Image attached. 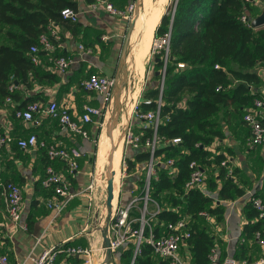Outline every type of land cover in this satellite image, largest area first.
<instances>
[{
  "label": "trees",
  "instance_id": "trees-1",
  "mask_svg": "<svg viewBox=\"0 0 264 264\" xmlns=\"http://www.w3.org/2000/svg\"><path fill=\"white\" fill-rule=\"evenodd\" d=\"M86 1L94 3L96 0ZM78 6V0H0V104L10 97L15 103V112L31 102L43 101L41 92L26 95L35 84L54 85L59 82V76L53 70V61L50 60L48 65L42 64L41 57H49V52L39 46L37 56L40 62L36 63L31 47L39 44L41 34L49 32L51 21L76 30L78 22L64 19L62 10H78ZM261 12L258 3L246 0H177L174 12L162 14L155 30L156 36L170 32L171 41L164 76L161 122L157 129L160 144L154 153L157 175L152 177L150 185V197L160 205L161 210L151 225L157 236H160L168 233L165 228L168 223L189 216L193 231L191 237L186 239L192 253L190 264H211L215 247L213 236L203 225L208 217L201 213L207 212L209 216L222 221L226 212L223 202L236 200L246 193L238 186L233 174H228L224 167H221L218 175L207 173L208 188L214 194H205L198 188L187 189L186 183L191 176L192 161L199 162L206 169L212 167L213 163L221 165L225 159L224 155H216L209 150L216 139L225 137L217 116L233 108L237 116L243 119L244 113L255 107L256 98H262L260 87L264 79L256 67L264 64V27H253L252 22L242 20L243 15L253 19ZM56 51L57 48L52 54L54 58L67 56L65 52ZM179 62L185 63V67L180 68ZM164 66L165 51L155 53L154 67L156 72L160 71L155 76L158 84L147 88L143 97L152 99V103L140 102L136 108L138 114L156 110ZM138 120L135 132H144L142 143L145 144L147 139L154 137L155 129L150 125L142 126L141 123L146 122L143 118ZM57 124L59 126L58 120ZM88 129L91 133L90 125ZM175 138L181 141L172 143ZM10 145L25 151L16 142ZM128 149L131 152L124 158L127 172L136 173L139 164L146 166L150 161L151 150L131 146ZM41 151L46 166L65 164L67 167L61 160L50 161L46 151ZM170 159L174 160L172 166L177 168L173 175L166 164ZM24 180V177H20L19 180L3 181L19 184ZM42 180H39L41 187ZM145 181L146 176L139 180L141 190ZM136 185L138 187L137 182ZM136 188H133L135 195ZM259 195L257 193L254 197ZM244 212L249 222L244 226L243 236L253 239L257 231L264 234V218L260 217L252 199L245 204ZM140 216L138 210L131 211V217ZM133 225L137 228L140 222H134ZM145 235H149V227ZM66 246L71 244L67 243ZM134 248V243L130 242L128 248L119 252L120 264H130L135 254ZM237 259L249 263L253 261L252 257L246 255ZM135 264L169 262L155 256L153 247L143 243L141 252L135 257Z\"/></svg>",
  "mask_w": 264,
  "mask_h": 264
},
{
  "label": "crops",
  "instance_id": "crops-1",
  "mask_svg": "<svg viewBox=\"0 0 264 264\" xmlns=\"http://www.w3.org/2000/svg\"><path fill=\"white\" fill-rule=\"evenodd\" d=\"M108 1L117 9L123 10L134 0ZM78 2L79 27L73 31L63 24L58 25L61 41L57 44V51L65 52L71 57L73 60L71 67L64 73H57L58 83L54 85L35 84L31 91L26 92V95L41 92L43 104H48L49 101L55 99L62 109H69L77 119H80L85 106H102V96L94 91L86 90L83 87V81L94 72L115 77L119 75L131 22L121 15L111 14L104 5L93 7L94 3H88L86 0H78ZM261 8L263 9L262 6ZM80 45H83L85 49H80ZM41 60L42 64L48 65L50 57L42 56ZM256 70L264 79V64H259ZM130 77L127 83L129 90L131 88ZM260 92L264 99V84L260 87ZM129 96L127 102L131 106V101L136 95L133 98ZM226 114V122H221L225 137L216 139L209 146L213 154L225 156L223 162L225 161L226 165L216 166L213 163L212 167H206V170L208 174L218 175L221 167L226 168L227 171H231L238 186L246 193L236 200L223 202L226 205V212L222 221L209 216L206 219L208 223L204 221L203 225L214 238V248L220 262L228 257L237 259L243 255L252 257L254 262L258 260L259 250L262 251L260 255H264V244L256 237L258 231L253 239H246L243 236L244 226L249 222L244 208L248 200L263 196L264 146H249L250 130L244 120L241 119L238 122V116L233 108L229 109ZM37 118L38 124L24 125L15 118L14 105L6 102L0 104L1 132L12 134L15 137H27L31 133H36L42 140L59 143L68 148L76 147L83 152L80 169L75 177L71 176L65 164H58L57 167L54 165V167L69 179L72 190L84 189L90 181L94 140L90 137L85 138L62 131L57 120L51 116L41 114L37 115ZM141 124L143 126L146 122ZM92 132L91 129L90 136ZM42 155L44 156L41 150L21 151L16 146L10 145L3 150L0 157V178L2 180H19L20 177L25 179L22 183H18L23 189L24 196V213L21 222L27 225V229L21 228L9 234L6 200L3 190H0V234L3 236L0 237V250L1 254L2 252L7 253L13 262L33 264L31 257L38 256L44 249L64 242L65 245L70 243L71 246H86L82 241L86 239L89 219L96 208L91 211L88 207V196L85 192L71 200L59 214L48 208L46 198L51 193H48L39 183V180L44 178L47 167L42 160L44 158ZM136 182L137 179L129 182L131 192L135 191L133 188L137 187ZM257 193L260 195L254 197ZM262 237L264 238L263 233ZM181 254L192 257L187 243L182 246ZM70 257L60 253L55 264H83L82 257L75 256L82 258L79 260Z\"/></svg>",
  "mask_w": 264,
  "mask_h": 264
},
{
  "label": "built area",
  "instance_id": "built-area-1",
  "mask_svg": "<svg viewBox=\"0 0 264 264\" xmlns=\"http://www.w3.org/2000/svg\"><path fill=\"white\" fill-rule=\"evenodd\" d=\"M258 3L260 0H246ZM97 5H104L106 10L114 15H121L127 18L130 22L133 18L136 2H131L126 9L119 10L108 0H96L93 7ZM62 16L64 19H68L72 22H77L79 19V13L73 8H65L62 10ZM242 20L251 23L252 19H249L247 15L242 16ZM47 33L41 34L39 38V44L31 47V54L36 63L40 62V57L37 56L39 46L49 52L50 60L53 61V70L57 73L66 72L72 65L73 60L69 56H60L57 58L53 57V52L57 48V44L53 41H61V33L58 24L51 21L48 25ZM170 41L171 33H165L156 38L154 41V52L156 49L165 51V66L162 71V78L160 81V94L158 98V105L156 110L149 111L144 114H139L140 119H144L146 124L144 127L152 126L155 129L154 137L147 139L145 144L142 143L143 131L136 133L134 130L129 129L125 135L127 147L131 146L136 149L142 147L149 148L151 150V159L146 165V181L142 188V193L145 197L140 195L132 196L126 203H113L112 221L109 226V240L110 250L113 254V264H120L118 254L120 251L128 248L130 242L134 243V257L130 264H135V257L141 252L142 244L147 243L153 247V253L155 256L162 260H167L169 264H190L191 257H186L181 254V248L186 244V239L192 235V219L189 216H185L176 222H170L166 225L168 231L167 234L157 236L154 232V228L150 222L144 220L140 222L139 217H131V211L137 209V204L140 200L144 199V205L140 211H144L145 214L149 210V203H155L156 211L152 213L156 216L161 210L160 205L150 197V185L153 176L157 175L156 162L154 159V153L157 146L160 144V139L157 136V129L161 122L160 113L162 106V97L164 90V76L166 72L167 61L170 52ZM80 49H85L83 45H80ZM157 53V52H155ZM180 68L185 67V63L179 62ZM218 67V65H217ZM83 87L86 90L94 91L102 96V106H85L83 114L80 119H77L69 109H62L59 103L53 99L48 104H43L40 101H34L29 103L26 107L16 109L14 112L15 118L20 120L24 125L38 124L37 115H47L55 118L59 122V127L64 132L70 134L80 135L85 138L90 137L88 125L94 123L95 118H99L103 111L108 110L110 102L116 93V87L118 80L115 76H107L100 73H92L88 78L83 81ZM13 88V86L11 87ZM8 104L15 105L12 99L8 97L5 101ZM144 102L151 104L152 99L141 98L136 102V108ZM254 108L247 110L244 114L243 120L250 130L249 146H264V99L256 98ZM180 138H175L171 142L179 143ZM16 142L17 145L25 151H46L47 157L50 161L61 160L66 163L67 168L71 176L75 177L80 169V161L83 157V152L76 147H66L62 144L55 142H48L42 140L36 133H31L27 137H15L12 134L0 132V154L2 150ZM174 160L170 159L166 163L170 168L169 173L175 174L177 171L176 167H173ZM222 165H226V162H222ZM192 169L191 176L186 183V188H198L205 194L211 195L214 192L210 191L207 183V170L203 165L197 161L190 163ZM124 172L127 171V164H123ZM97 166L94 170H91L89 176L90 181L87 186L79 191L72 190L69 179L56 170L53 164H49L46 167V173L42 180V186L51 191L46 198V205L59 214L67 206V204L77 198L79 195L85 194L88 196V207L92 210L96 207V191L98 188V173ZM231 174V171H228ZM0 188L3 190V194L6 200L7 214L9 217V234L16 232L19 229H27L26 224H22L23 210H24V196L23 189L19 184L14 182H5L0 178ZM134 192V190H132ZM255 207L260 212V217L264 218V181H263V196L253 198ZM201 215L209 217L207 212H202ZM134 222H140L139 227H134ZM149 227V235H145L146 228ZM257 239L264 244V238L262 237V231L256 233ZM103 240V239H102ZM103 243V242H102ZM100 245V248L93 246H66L65 242L49 248L44 249L38 256L31 257L33 264H55L57 257L60 253H66L73 256H80L83 258V264H106L105 249ZM100 252V258L95 259V251ZM0 264H24L20 261H12L7 253H0ZM211 264H250L245 260H240L232 257L225 258L224 261L220 262L217 255L216 249L213 248L211 255Z\"/></svg>",
  "mask_w": 264,
  "mask_h": 264
},
{
  "label": "rangeland",
  "instance_id": "rangeland-1",
  "mask_svg": "<svg viewBox=\"0 0 264 264\" xmlns=\"http://www.w3.org/2000/svg\"><path fill=\"white\" fill-rule=\"evenodd\" d=\"M137 1L138 0H136V2ZM176 2H177V0H163V1L162 0H160V1L159 0H145L144 1L145 6L143 8L142 15H141L142 18H141V21L137 24V26L135 28V35L136 36L138 35L140 28L142 26V22H144V19L147 15L153 17V19H154V18H156V16L158 14H160V12H162V14L174 12ZM258 4H260L264 8V0H260L258 2ZM161 18H162V15H161V17H159L157 19V23H156L157 26H158ZM156 25L150 31V35L153 36L154 40H153V43H151L152 44L151 49H150V52H149L147 59L145 60L143 70L141 71V69H140L141 74L139 73L140 72L139 69L136 68V66H135L136 64H134V66L132 64L131 70H130L129 76H128V80H129V77L132 74L131 75L132 77H130L131 78V88L129 90L132 92V93L129 92L130 95L131 94L133 95L132 98L136 95L137 91L140 90L138 100L143 98L144 93L147 91V88L149 86H155L158 84V80L156 79L155 76H156V73L158 74L160 71L156 72L157 69L154 67V59H155V52H158L159 49H156L154 52V48H153L155 39L160 38V36L155 35V30L157 28ZM152 32H153V34H152ZM131 62H132V60H131ZM126 67H127V62L125 61V64L123 66L124 69L122 72V77L126 78V81H127ZM128 86L129 85L127 84V88H128ZM138 100H137V104H138ZM115 104L116 103L114 102L112 108L110 109V111L107 115V119H106V111H103L99 118L94 119L97 121H95L93 124H91V129L93 132H92V135L90 136V139L94 140V152H93L94 157H93V161H92V170L95 169V166H97V163H98V167H97L98 170L100 172H103V173L106 172V173H104L106 175L104 178V181H107L106 177H107V173H108L109 158H111L112 148L114 149L113 161L117 160L116 149L112 145V140L108 134V130L110 129V126H111L110 121L112 123H114V130L116 133L115 137H117V136H120L121 132L123 131V127H124L125 120H126L124 111L122 109L116 110ZM114 110H115V112H114ZM114 113L116 114V116H114ZM138 119H139V114L137 113L136 107H134L131 122H130L128 129L126 130V133L129 129L137 131V129H138V127H137L138 123L137 122L139 121ZM217 119L222 123L226 122V119H227L226 111H223L222 113H220L217 116ZM237 120H238V122H240L241 118L238 116ZM126 133H125V135H126ZM245 139L247 140V136L245 137ZM246 140H244V141L246 142ZM104 143L106 144L105 147L103 145ZM244 143H243V146H245ZM104 151H106V152L108 151L107 154H103ZM130 152L131 151L129 149L127 150V143H126V139H125L124 151H123V156H122V161H121V170H120V186L118 187V194L116 196L115 204L117 202H119L121 204L120 201H122L124 203L126 200H128L130 198V195H131V193L133 194V192H131L130 184H128V182L136 180V179L138 180L137 181L138 187L136 188V195H140L141 197H145V194L142 193V191L140 189L141 185L139 184V180L145 178V176L147 174L145 164L144 165L139 164L138 168L135 170L136 173L132 172L134 174L128 173L127 171L124 172V169H123L124 158L127 157ZM255 172L258 173V171H255ZM102 180H103L102 175H100L98 177L99 185H98V188L96 191V198H97L96 199L97 203H96V207H95L96 209L94 212L92 211V213H91L92 215L89 219L90 222H89V228L87 231V236L85 237L86 239H84V241H82L84 245L93 246L95 248H100V245L103 242V240H102L103 239L102 228L105 224L106 216L108 214V210H107L106 203H105L106 198H107V187L104 185V182L102 183ZM133 195H135V192ZM144 202H145L144 199H142L137 204L136 210H138L141 213L139 220H140V222H142L144 220L145 222H150L151 224H153L155 222V216H153L152 213L156 211V205H155V203L154 204L150 203L149 204V210L145 214L144 211H142V210L140 211V209L144 205ZM206 221H208V220H206ZM1 236H2V234H0V237ZM261 252L262 251L259 250V255H257L258 260H254V262L252 261V262H250V264H264V255L263 256L260 255ZM0 253H1V250H0ZM94 253H96V255L94 256L95 259L99 260L100 252L97 250ZM74 264H76V263H74ZM99 264H101V263H99Z\"/></svg>",
  "mask_w": 264,
  "mask_h": 264
},
{
  "label": "bare ground",
  "instance_id": "bare-ground-1",
  "mask_svg": "<svg viewBox=\"0 0 264 264\" xmlns=\"http://www.w3.org/2000/svg\"><path fill=\"white\" fill-rule=\"evenodd\" d=\"M144 6H145L144 0H138V8H139L138 13H139V15H138L137 21L135 23V28H136L137 24L141 21V18H142L141 15H142V11H143ZM161 15H162V12H160V14H158L156 16V18H154V19H153V17L147 15L144 19V22H142V26H141L140 31H139L137 36L135 35V28H134V30L131 34L129 49H128V60H127L128 64L126 67L127 81H126V78L122 77V79L120 80V83H119V91L117 92V94L115 93L113 99L110 102V106L106 112V116H107L110 109L112 108V106L115 102L116 103L115 109L116 110L122 109L124 111L125 119H126L124 127H123V131L121 132L120 136H117V137H115L116 133L114 130V123H112L110 121L111 126H110V129L108 130V134L112 140V145L116 149L117 160L113 161L114 149L112 148L111 158H109L108 173H107V177H106L107 181H104V178L106 176L104 173H106V172H104V173L100 172L97 168L98 177L100 175H102V178H103L102 183L104 182V185L107 188H109V187L112 188L111 191H112V196H113L112 197L113 203H115L116 196L118 194V187L120 186V170H121V161H122V156H123V151H124L125 133H126V130L128 129V127L130 125L132 113H133L134 107L136 105L135 103L137 102L138 96L140 93V90H138L136 93V96L131 101V106H129V104L127 102V97L129 96V86L127 88L129 72L131 70L132 64H133V66H134V64H136L135 66H136V68L139 69V71H140V69H141V71L143 70L145 60L147 59L149 52H150V49H151V45H152L151 43H153V40H154L153 36L150 35V31H151V29H153L155 27V25L157 23V19L159 17H161ZM152 34H153V32H152ZM131 60H132V62H131ZM141 71L139 72L140 74H141ZM130 86H131V84H130ZM130 93H132V92L130 91ZM132 96L133 95L131 94L129 96V98H132ZM114 112H115V110H114ZM114 116H116L115 113H114ZM103 145H104V147L106 146L105 143ZM107 152L104 151L103 154H107ZM97 167H98V163H97ZM96 264H99V263H96Z\"/></svg>",
  "mask_w": 264,
  "mask_h": 264
},
{
  "label": "water",
  "instance_id": "water-1",
  "mask_svg": "<svg viewBox=\"0 0 264 264\" xmlns=\"http://www.w3.org/2000/svg\"><path fill=\"white\" fill-rule=\"evenodd\" d=\"M138 2V1H137ZM136 2V9H135V12H134V15H133V18L131 20V23H130V26H129V31H128V37L126 38V43H125V46H124V52H123V58H122V65L120 66L121 68V72L119 73V75L116 77L117 80H118V84H117V87H116V94L117 92L119 91V83H120V80L122 79V72H123V66L125 64V61L127 62L128 60V47H129V43H130V38H131V34L135 28V23L137 21V18H138V3ZM176 6V4H175ZM252 26L253 27H263L264 26V8L262 9V12L261 14H259L257 17H255L253 20H252ZM18 83V82H16ZM112 188L109 187L107 188V198H106V207H107V210H108V214L106 216V220H105V224L102 228V237H103V243H102V246L103 248L105 249V255H106V259H105V263L106 264H113V254L109 248L110 246V240H109V226L111 224V221H112V211H113V200H112Z\"/></svg>",
  "mask_w": 264,
  "mask_h": 264
}]
</instances>
